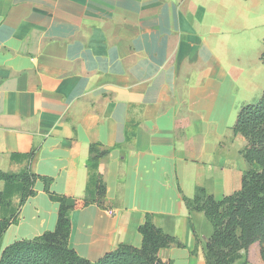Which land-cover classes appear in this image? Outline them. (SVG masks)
Instances as JSON below:
<instances>
[{
	"label": "crops",
	"instance_id": "crops-1",
	"mask_svg": "<svg viewBox=\"0 0 264 264\" xmlns=\"http://www.w3.org/2000/svg\"><path fill=\"white\" fill-rule=\"evenodd\" d=\"M263 54L264 0H0V171L30 168L81 199L100 144L112 208L71 211L70 248L90 262L140 248L151 214L183 245L160 249L162 263L206 264L212 227L181 193L219 200L241 186L250 166L232 126L264 91ZM34 149L31 163L12 159ZM34 191L0 254L55 229L58 204L41 181Z\"/></svg>",
	"mask_w": 264,
	"mask_h": 264
},
{
	"label": "trees",
	"instance_id": "trees-1",
	"mask_svg": "<svg viewBox=\"0 0 264 264\" xmlns=\"http://www.w3.org/2000/svg\"><path fill=\"white\" fill-rule=\"evenodd\" d=\"M232 131L244 139L241 154L250 166L242 175L240 189L216 200L205 188L196 187L192 198L180 192L181 199L188 211L202 212L212 227V235L204 248L206 264H235L241 251L247 252L253 244L259 246L264 264V91L255 103L241 107ZM107 154L108 149L100 144L89 146L90 173L81 199L50 191L52 179L36 175L30 168L19 173L0 171V182L4 184L0 191V210L4 213L0 217V239L17 221L25 201L35 195L36 181L43 183L48 198L58 204L55 229L5 247L0 254V264H164L157 257L160 249L183 247L178 239L154 225L151 214H146L144 223L138 227L142 236L140 248L121 244L95 262L81 258L70 248L71 211L89 205L104 210L112 208L106 199L103 176L98 172V164ZM35 155L34 149L22 156L12 155V159L21 157L31 163ZM13 196L18 197L16 207L11 206Z\"/></svg>",
	"mask_w": 264,
	"mask_h": 264
},
{
	"label": "rangeland",
	"instance_id": "rangeland-1",
	"mask_svg": "<svg viewBox=\"0 0 264 264\" xmlns=\"http://www.w3.org/2000/svg\"><path fill=\"white\" fill-rule=\"evenodd\" d=\"M235 184L234 190H232L229 195L240 189L239 180H237V182L235 181ZM240 254V259L236 261L235 264H263L260 259L259 246L257 244L253 245L251 248L249 247L247 252L241 251Z\"/></svg>",
	"mask_w": 264,
	"mask_h": 264
}]
</instances>
